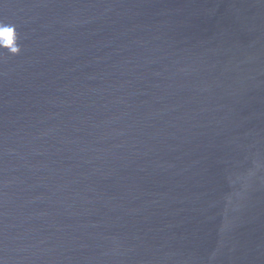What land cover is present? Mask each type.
Here are the masks:
<instances>
[{
    "label": "water",
    "instance_id": "obj_1",
    "mask_svg": "<svg viewBox=\"0 0 264 264\" xmlns=\"http://www.w3.org/2000/svg\"><path fill=\"white\" fill-rule=\"evenodd\" d=\"M0 24V264H264V0Z\"/></svg>",
    "mask_w": 264,
    "mask_h": 264
},
{
    "label": "clouds",
    "instance_id": "obj_2",
    "mask_svg": "<svg viewBox=\"0 0 264 264\" xmlns=\"http://www.w3.org/2000/svg\"><path fill=\"white\" fill-rule=\"evenodd\" d=\"M14 32V26L12 25H7V24H0V36L3 37H12ZM8 44H12V40L8 41ZM19 45L17 44L16 46H13L10 48V52L13 54L19 53Z\"/></svg>",
    "mask_w": 264,
    "mask_h": 264
}]
</instances>
